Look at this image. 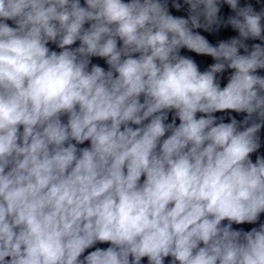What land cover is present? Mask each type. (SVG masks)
Segmentation results:
<instances>
[{
    "label": "clouds",
    "instance_id": "9594fccd",
    "mask_svg": "<svg viewBox=\"0 0 264 264\" xmlns=\"http://www.w3.org/2000/svg\"><path fill=\"white\" fill-rule=\"evenodd\" d=\"M262 217L264 0H0V264H264Z\"/></svg>",
    "mask_w": 264,
    "mask_h": 264
}]
</instances>
